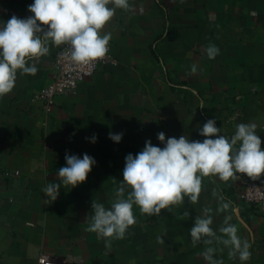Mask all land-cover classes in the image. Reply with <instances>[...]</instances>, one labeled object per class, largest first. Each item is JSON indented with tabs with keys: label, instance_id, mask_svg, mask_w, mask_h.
Segmentation results:
<instances>
[{
	"label": "crops",
	"instance_id": "1",
	"mask_svg": "<svg viewBox=\"0 0 264 264\" xmlns=\"http://www.w3.org/2000/svg\"><path fill=\"white\" fill-rule=\"evenodd\" d=\"M33 2L0 0V23L32 15ZM129 4L103 29L112 34L117 63L100 66L76 93L58 96L51 112L43 111L37 95L52 80L54 57L64 45L50 42L36 75L18 72L13 91L0 98V264H40V254L65 264H206L200 256L206 246L194 247L189 229L205 208L213 210L214 229L231 214V209L216 213L214 188L238 210L232 223L251 243L245 264H264V215L242 199L238 180L204 178L198 203L186 196L159 217L141 214L134 205L135 225L124 239L113 240L111 249L86 231L92 201L108 208L115 200L126 155L135 156L148 140L163 148L160 132L166 139L185 135L202 142L199 128L209 119L229 137L237 124L255 123L264 149V0ZM209 44L220 49L215 59L206 55ZM110 132L122 134L121 141H112ZM66 154H88L96 163L84 183L61 185L58 198L46 203L42 189L60 182L57 172L66 165ZM256 181L264 186V175ZM214 258L241 264L228 258L227 249Z\"/></svg>",
	"mask_w": 264,
	"mask_h": 264
},
{
	"label": "clouds",
	"instance_id": "2",
	"mask_svg": "<svg viewBox=\"0 0 264 264\" xmlns=\"http://www.w3.org/2000/svg\"><path fill=\"white\" fill-rule=\"evenodd\" d=\"M118 9L128 11L129 0H34L28 6L32 15L25 19L13 15L6 23H0V98L13 91L18 72L36 75L40 59L49 54L50 42L57 47L67 46L61 56L77 66L103 59L112 39V34L103 29ZM205 52L209 59H215L220 49L209 44ZM197 71L198 66L191 65V73ZM188 91L197 95L195 89ZM198 107L205 108L202 100ZM256 129L255 123H239L229 137L221 134L215 119H209L199 128V135L205 137L202 142L190 141L185 135L166 139L163 132L158 133L157 139L164 147L154 146L148 140L135 156L126 155L123 179L114 190L115 200L108 208L92 201L86 231L104 238L105 247L111 249L112 241L124 239L135 225L134 205L141 214L159 217L162 210L171 212L173 206L182 205L186 196L190 203H198L204 178L215 177L227 183L239 180L243 174L252 180L259 179L264 175V149ZM109 138L119 143L122 134L110 132ZM91 139L95 142L96 137ZM65 160L66 165L57 172L60 182L49 183L42 189L46 203L58 198L61 185L75 188L84 183L96 163L88 154L83 158L66 154ZM112 182L116 184L117 180L112 178ZM212 196L218 201L217 214L229 209L231 214L225 215L221 226L214 229L213 210L205 208L189 229L192 244L206 246L200 253L206 264H224L222 259L214 258L224 249L228 250L229 259L238 258L245 264L252 257L251 243L238 235V226L232 223L238 210L215 188ZM183 215L189 217L190 213L185 211ZM214 244L222 247H213Z\"/></svg>",
	"mask_w": 264,
	"mask_h": 264
},
{
	"label": "built area",
	"instance_id": "3",
	"mask_svg": "<svg viewBox=\"0 0 264 264\" xmlns=\"http://www.w3.org/2000/svg\"><path fill=\"white\" fill-rule=\"evenodd\" d=\"M66 47L67 46L64 45L57 51L54 57L55 71L53 78L37 95L45 113L51 112L58 96L76 93L78 84L91 78L100 66L115 65L117 63L111 54L110 43L108 45V54L103 59L86 66H77L70 60L61 56V53ZM238 181L242 187V199L255 206L257 211L264 215V186L243 174H241ZM39 262L40 264H65L63 261L49 257L46 254H40Z\"/></svg>",
	"mask_w": 264,
	"mask_h": 264
}]
</instances>
